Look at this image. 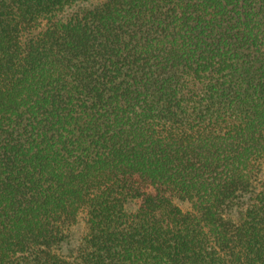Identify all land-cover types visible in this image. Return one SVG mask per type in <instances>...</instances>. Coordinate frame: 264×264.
Returning a JSON list of instances; mask_svg holds the SVG:
<instances>
[{"label":"trees","instance_id":"trees-1","mask_svg":"<svg viewBox=\"0 0 264 264\" xmlns=\"http://www.w3.org/2000/svg\"><path fill=\"white\" fill-rule=\"evenodd\" d=\"M0 264H264V0H0Z\"/></svg>","mask_w":264,"mask_h":264}]
</instances>
